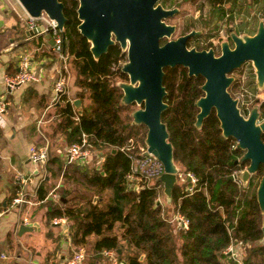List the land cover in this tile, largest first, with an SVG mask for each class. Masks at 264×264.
Segmentation results:
<instances>
[{
    "label": "trees",
    "instance_id": "trees-1",
    "mask_svg": "<svg viewBox=\"0 0 264 264\" xmlns=\"http://www.w3.org/2000/svg\"><path fill=\"white\" fill-rule=\"evenodd\" d=\"M62 1L66 16L63 50L71 57L75 70V83L80 87L77 96L90 100L81 113H76L78 119L72 117L75 109L71 101L58 106L70 135L68 142L80 140L86 133L87 145L93 149L105 147L107 151L100 166L89 172L76 161L54 167L52 174L61 173L63 180L72 184L58 190V198L49 197L52 183L42 178L35 197L43 201L46 219L57 215L69 218L73 243L84 244L86 251L90 246L87 264H109L101 253L105 247L114 249L126 264H264V243L259 240L262 215L255 194L264 166H259L246 186L238 178H229L247 162L236 161L243 151L235 139L221 134L214 110L199 128L194 125L198 110L194 101L202 94L203 77L188 75L182 65L164 68V100L168 107L161 118L167 125L174 161L182 166L181 171L197 177L195 190L189 194L185 187L190 180L174 184L173 211L185 215L189 222L187 228L174 229L156 200L163 193L162 182L134 187L126 179L128 153L138 151L127 143L132 139L144 145L145 131L139 130L146 127L132 124L131 115L123 113L128 105L121 102L122 90L116 78L126 75L121 65L117 69L112 65L124 60V54L115 47L94 58L77 28V1ZM212 1L215 18L220 19L217 3L223 0ZM243 110L247 111L245 106ZM260 116L264 117V100L260 102ZM77 183L83 186L80 193L74 188ZM90 189L92 194L86 195ZM107 189L110 192L104 198ZM94 195L98 197L96 202ZM230 244L243 249L240 258L228 254Z\"/></svg>",
    "mask_w": 264,
    "mask_h": 264
},
{
    "label": "water",
    "instance_id": "water-1",
    "mask_svg": "<svg viewBox=\"0 0 264 264\" xmlns=\"http://www.w3.org/2000/svg\"><path fill=\"white\" fill-rule=\"evenodd\" d=\"M77 1L76 12L80 20L77 28L89 41V50L94 58L104 54L108 45L115 41L126 49V60L121 70L126 73L127 80L117 83L122 90L121 102L138 105L131 112V123L146 126L144 143L147 148L144 152H152L163 164L164 171L156 180L162 182L166 200L172 199L180 169L174 161L167 125L161 118L168 107L164 100L167 90L163 84L164 68L168 66L182 65L188 75L203 76L204 81L200 85L203 94L194 101L198 108L194 125L199 128L214 109L221 134L235 139L236 146L243 151L236 161L247 162L229 178H238L246 186L259 166H264V119L260 120L257 105H253L247 115L241 112L238 99L232 97L228 90L234 79L229 73L249 60L254 67L258 88L264 86V20H259L253 34L237 35L232 31L234 46L229 47L228 42L223 41L221 54L215 55L212 49L198 50L187 46L186 39L196 32L194 29L170 38L176 25L167 23L165 18L177 12L178 7L166 8L159 0ZM18 2L30 17H37L44 11L56 21L58 29H64L66 16L62 0ZM42 29L43 25L37 24L24 32L40 34ZM44 35L52 44L50 33L47 31ZM164 37L166 40L161 43L160 39ZM72 104L79 113L82 112L79 97L74 98ZM255 194L262 215L259 240L264 243V171L258 179ZM96 200L97 196L94 202ZM19 228L25 229L26 226L21 224Z\"/></svg>",
    "mask_w": 264,
    "mask_h": 264
},
{
    "label": "crops",
    "instance_id": "crops-1",
    "mask_svg": "<svg viewBox=\"0 0 264 264\" xmlns=\"http://www.w3.org/2000/svg\"><path fill=\"white\" fill-rule=\"evenodd\" d=\"M16 5H20L18 0H0V95L5 91L4 75L18 69L19 57L24 53L29 54L31 68L39 78L12 90L8 95L9 106L0 114V264H65L72 251L80 246L71 240L70 220L66 215H57L65 217L57 223L52 221L55 216L47 220L43 201L35 194L40 181L46 177L47 183H52L48 195L53 197L59 174L52 172L59 163L67 164L64 147L69 144L70 135L58 106L65 100L72 102L79 97L80 87L75 83L73 67L70 72L67 57V95L51 105L53 84L62 61L56 57L44 33L24 32L30 29L28 16ZM262 7L264 10V3ZM254 25L251 22L249 27ZM79 98L82 109L89 98ZM74 109L72 117L76 119L79 112L76 107ZM45 143L48 144V159L33 168L28 161V148ZM102 148L93 151L99 153L97 159L100 160L103 159ZM76 162L84 166L88 161ZM20 188L25 190L28 201L10 208L9 203ZM21 224L26 228L20 229ZM69 248L72 250L67 251Z\"/></svg>",
    "mask_w": 264,
    "mask_h": 264
},
{
    "label": "built area",
    "instance_id": "built-area-1",
    "mask_svg": "<svg viewBox=\"0 0 264 264\" xmlns=\"http://www.w3.org/2000/svg\"><path fill=\"white\" fill-rule=\"evenodd\" d=\"M27 16L29 28L37 24H42V33L45 34L47 31L50 33V36L53 39L51 49L58 53V56L62 61V65L53 84L54 95L51 102L52 105L65 99L67 95L68 66L66 62L67 54L63 50L62 30L57 28L56 21L50 18L44 11H42L37 17H30L28 14ZM38 78V75L31 68L29 54H22L19 57L18 69L12 73H6L4 75L5 91L0 95V114L7 110L10 103L8 95L12 90L28 81L37 80ZM238 97L240 101L241 98L240 96ZM76 119H78L77 116ZM86 137V133H82L80 140L73 141L67 145L65 151L67 163L72 161H86L92 156L94 149L90 145H87ZM129 147H137L138 151L128 153V157L130 159L129 170L126 174L128 184L133 185L134 187H137L140 183L150 185L163 173L164 167L162 162L152 152H144L147 148L145 143L144 145L136 144L132 139H130ZM47 159V143L43 145L33 144L29 146L28 161L31 163L33 168L44 164ZM186 175L188 180H190V184L189 186L187 185L185 190L186 194H189L195 190L197 177L190 171H187ZM17 176L22 180L21 175L18 174ZM26 196L25 190L20 188L17 191V194L12 197L9 207L11 208L13 206H17L19 203L28 201ZM156 200L160 203V194H158ZM1 213L2 212H0V214ZM64 220V216H55L52 218L54 223ZM169 221L176 222V229L187 228L189 224L188 218L179 211H175ZM232 246L233 245L230 244L227 247V251H231V253H233L234 250ZM101 253L108 258L109 264H126V261L118 257L116 251L112 248H102ZM86 254L87 251L85 246L80 245L72 251V254L66 259L65 264H82Z\"/></svg>",
    "mask_w": 264,
    "mask_h": 264
},
{
    "label": "rangeland",
    "instance_id": "rangeland-1",
    "mask_svg": "<svg viewBox=\"0 0 264 264\" xmlns=\"http://www.w3.org/2000/svg\"><path fill=\"white\" fill-rule=\"evenodd\" d=\"M161 3L165 7L176 6L179 9L178 12L175 13V15L167 18V21L169 23H173L177 26V28L175 29L173 34L170 36V38H176L178 35L183 33L187 29L186 25H188V24H195L194 26H197L196 28L200 27L199 29H202V26L200 25V18H198L197 20H196V18H194V17L198 16L199 14L204 15L205 18L208 17V19L210 17V14H208L210 7L208 6V4L204 0H162ZM241 3L242 4L243 3H245V4L251 3L252 4V7L248 8V9L243 4V7L241 8L242 9V13H241L242 16L241 17L243 18V20L246 19V21L244 20L245 24L250 25V23L252 22L254 25L256 23V21L258 20V17L261 15V13L263 11L262 5L264 3V0H256V1L255 0H245V1H241ZM16 6H17V9L19 11H21L23 14H25L24 10L22 9V7H20V5H16ZM205 18H203V19H205ZM236 20H239V19L237 18ZM214 22H215V20L212 21L211 25L215 24ZM203 31H211L212 32V30H207V29H203ZM220 38H224V32H222V31H220V33H219V39ZM54 52L56 54V57L58 58V53L56 51H54ZM67 56H68V60L71 64L70 65L71 66L70 72H71L73 69L71 57L69 56V54ZM122 61L120 60L117 64L112 65V66H114V69H117L119 67V65H122V63L124 62V61L123 62ZM125 75H126V73H125ZM231 75L233 77H235V79H236L234 86H232L231 90H232L233 94H237L240 96V98H241V100L239 101V107L240 108H243V106H245L247 111H249L248 109H250L253 105L258 106L260 104V102L262 100H264V86L260 89L258 88V86L256 84L255 72L253 70V66L250 63L243 64L240 69L233 71L231 73ZM74 77H75V75H74ZM75 80H76V78H75ZM124 80H127V75L123 76L122 78L121 77L116 78L117 83L119 81H124ZM255 97H258V100H256ZM89 102H90V100L88 99V102L86 101V103L88 104ZM240 102H241V104H240ZM127 105H128V107L126 110H124L123 113H125V114L129 113L130 115H131L132 110L138 107V105L136 103H131V104H127ZM241 112L245 115L247 113L244 110L242 111V109H241ZM136 125H139V124H136ZM140 131L146 132L144 127H140L139 132ZM137 138L139 139L138 136H137ZM127 145H129V141H128ZM66 147H67V145H66ZM66 147H64V151H66ZM106 151H107V149L105 147H103L101 150L102 153H104ZM94 153L92 154L90 159L87 160L88 162L83 166V167H85V169H87L88 172L91 171L92 169L96 168V167L98 168L100 166L101 161H102L100 159H97L99 153L98 152H94ZM176 164L180 168L179 174H178V181H183L184 179H188L186 177L187 176L186 172L181 171L182 166L179 163H176ZM58 174H59L58 175L59 178L57 181L59 184L57 183L58 185L57 184L54 185V189H53L52 194H51V196H54V198L59 197L60 193H58V190L60 192L61 188L72 186L70 180H66V179L63 180L62 174L61 173H58ZM261 174H259L258 179H259ZM57 177H55V182H56ZM189 184H188V186H189ZM74 188H75V191L78 193H80L83 190V186L79 185V183H77V185L74 186ZM186 188H187V186L185 187V189ZM255 191H256V189H255ZM109 192H110V190L107 189V192L103 193L104 198H106V195L109 194ZM70 194H72V193H70ZM89 194H92L91 189H90V192L86 195H89ZM95 196H97V195H94V197ZM160 196H161L160 204H161L164 216L166 218L170 219L172 214L175 212V211H173L172 199L170 201H167L164 192L163 193L160 192ZM94 197H93V201H94ZM170 222L172 223L173 228L176 229V224H175L176 222L175 221H170ZM177 241H178V243L180 242V240L178 238H177ZM74 247L75 246H73L72 248L74 249ZM72 248H69L67 251H71ZM232 248L234 251L232 254L230 253L231 256H235L237 258H240L243 255L244 251L239 246H236V248L232 246ZM87 250H88L87 251L88 252L87 257L82 264H87V262H88L87 258L91 255L90 246L87 247Z\"/></svg>",
    "mask_w": 264,
    "mask_h": 264
},
{
    "label": "flooded vegetation",
    "instance_id": "flooded-vegetation-1",
    "mask_svg": "<svg viewBox=\"0 0 264 264\" xmlns=\"http://www.w3.org/2000/svg\"><path fill=\"white\" fill-rule=\"evenodd\" d=\"M204 1L210 7L209 12H208V14H210L209 19H208V17L205 18L204 15H201V14H199L196 17H194V18H196V20L198 18H200V25L202 26V29H199L200 27L196 28L197 26H194L195 24H188V25H186L187 29L183 33H181V34L187 33V32H189V31H191L193 29L196 31L194 34H192V35L187 37L186 44H187L188 47H195L198 50H201V49H206V50L207 49H212V51H213V53L215 55H220L221 52H222V42L223 41H227L229 47H233L234 46V41L231 38V32L232 31L235 32L237 35L253 34L256 31V29H257L259 20H261V19L264 20V10H263L261 15L258 17V20L256 21L255 25L252 28L249 27L248 24H245L244 20L246 21V19L243 20V18L241 17L242 16V14H241L242 13V9L241 8L243 7V4H245V3L242 4L241 1H244V0H223L222 3L218 2L217 6L220 7L218 9V11H219V13H221V18L217 19V18H215L217 16L214 15V13H213V11L215 10V6H214L213 1L212 0H204ZM159 2L161 3L162 0H159ZM77 5H78V1H77ZM173 7H176V6L166 7V8H173ZM250 7H252V4L248 3V6H246V8L248 9ZM177 12H175V13H177ZM175 13L173 15H175ZM173 15H171V16H173ZM171 16H168V17L165 18V21L167 23H169L167 21V18H169ZM236 17L239 20H236L237 19ZM203 18H205V19H203ZM213 20H215V22H214L215 24L211 25ZM79 22H80V20L78 19V23ZM176 28H177V26L175 27V29ZM203 29L212 30V32L211 31H203ZM78 31L82 35V33L80 32L79 29H78ZM220 31L224 32V38H220L219 39ZM82 36H84V35H82ZM86 40H87V38H86ZM165 40H166V38L164 37V38L160 39V42L163 43ZM88 43H89V41H88ZM89 46H90V43H89ZM115 47L118 48L122 54H124V60L123 61H125L126 60V49H122V47L120 46V44L117 41H115L112 44H109L108 48H107V51L110 48H115ZM246 63H250L252 65L251 61L247 60V61L243 62L241 64V66L243 64H246ZM241 66L238 67V68H234L229 74H231L235 70L240 69ZM253 70H254V67H253ZM203 81H204V78H203ZM235 81H236V79L234 77L233 81L228 86V90L231 93L232 97H236L238 99V106H239V97H238L239 95L233 94L232 90H231L232 86H234ZM202 94H203V91H202ZM255 99L258 100V97H255ZM241 109L243 111V108H240V110ZM212 110H214V109H212ZM258 110L260 112V104L258 105ZM245 112H247L246 113V115H247L248 111H245ZM262 119H264V117L260 116V120H262ZM234 179H236V178H234Z\"/></svg>",
    "mask_w": 264,
    "mask_h": 264
}]
</instances>
